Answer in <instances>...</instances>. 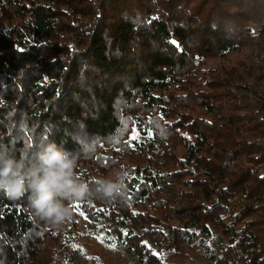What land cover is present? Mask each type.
<instances>
[{
	"label": "trees",
	"instance_id": "trees-1",
	"mask_svg": "<svg viewBox=\"0 0 264 264\" xmlns=\"http://www.w3.org/2000/svg\"><path fill=\"white\" fill-rule=\"evenodd\" d=\"M48 142L92 192L58 227L0 192V264H55L87 229L135 264L180 243L264 264V0H0V149Z\"/></svg>",
	"mask_w": 264,
	"mask_h": 264
},
{
	"label": "clouds",
	"instance_id": "clouds-1",
	"mask_svg": "<svg viewBox=\"0 0 264 264\" xmlns=\"http://www.w3.org/2000/svg\"><path fill=\"white\" fill-rule=\"evenodd\" d=\"M96 145V138L88 140L83 144V152H94ZM76 168L75 156L55 142L45 143L34 158L31 153L17 158L10 151L0 149V192L9 198L31 193L29 205L34 214L58 227L71 218V202L83 200L92 192L90 183ZM127 177L126 171H120L114 178L94 180L96 194L109 199L122 196Z\"/></svg>",
	"mask_w": 264,
	"mask_h": 264
},
{
	"label": "rangeland",
	"instance_id": "rangeland-1",
	"mask_svg": "<svg viewBox=\"0 0 264 264\" xmlns=\"http://www.w3.org/2000/svg\"><path fill=\"white\" fill-rule=\"evenodd\" d=\"M248 52L233 53L231 62L246 59ZM221 59L214 61V65L220 64ZM84 223V219L81 220ZM71 253L65 257L56 254L55 264H135L133 257L124 249L120 248L110 238L88 229L82 235L79 242L71 249ZM65 255V254H63ZM204 254L196 247L180 243L177 247L169 248L162 256L164 262L174 264H205Z\"/></svg>",
	"mask_w": 264,
	"mask_h": 264
}]
</instances>
